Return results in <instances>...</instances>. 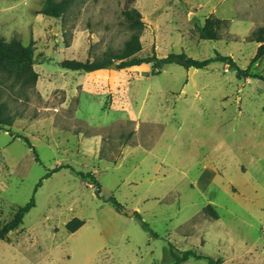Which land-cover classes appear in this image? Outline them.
I'll return each instance as SVG.
<instances>
[{"label":"rangeland","instance_id":"obj_1","mask_svg":"<svg viewBox=\"0 0 264 264\" xmlns=\"http://www.w3.org/2000/svg\"><path fill=\"white\" fill-rule=\"evenodd\" d=\"M43 2L0 0V36L32 44L38 75L23 86L0 73V101L14 115L0 131V226L31 197L35 203L9 242L0 241V264H171L169 243L222 264H264V82L222 63L65 70V59L121 50L130 34L125 0H74L58 19L38 14ZM132 6L144 23L137 57L218 52L264 77V57L252 63L264 0ZM210 15L224 20L219 38L201 40ZM72 170L94 174L102 198ZM207 204L218 219L202 212ZM122 210L139 213L157 237ZM73 218L84 223L68 233Z\"/></svg>","mask_w":264,"mask_h":264},{"label":"trees","instance_id":"obj_2","mask_svg":"<svg viewBox=\"0 0 264 264\" xmlns=\"http://www.w3.org/2000/svg\"><path fill=\"white\" fill-rule=\"evenodd\" d=\"M74 0H44L41 9L38 14L46 17L58 19L60 18L73 4ZM135 0H125V6L121 11L123 22L130 31L128 39L124 42L122 48L117 53L106 52L100 58L83 61L74 59H65L58 63L60 68L70 71H78L84 73H92L107 68L110 64H114L116 69H126L130 67H137L141 65H150L154 70L159 71L162 66L167 64H175L182 67L185 70L197 69L202 70L212 63H222L230 70H234L241 78H253L261 82H264L262 75H256L249 72L248 69H240L231 57L222 55L215 52L213 57L198 60L187 56L184 53H169L165 57H157L154 52L144 57H137L136 54L141 50L140 35L144 27L140 12L132 6ZM224 24V20L216 18L212 15L207 16L204 19L203 25L199 28L198 36L201 40L215 41L219 38V30ZM252 40L259 44L256 53L252 59V63L257 62L264 57V27L258 28L252 33ZM34 65V49L31 43L23 45L20 40L11 38L6 41L0 36V73L12 76L18 80L23 86H34L37 80V73L33 69ZM14 115L9 111L7 105L0 101V131L8 132L13 123ZM16 138L22 139L25 144L35 153L33 147L29 143L28 139L24 136H15ZM37 160V157H35ZM62 168L60 165L54 171H58ZM73 171V170H72ZM52 172L46 173L43 179L48 178ZM76 175L81 178L90 181L94 188V193L97 198L100 196V184L96 180L94 174L87 172H75ZM42 181V180H41ZM41 181L37 184L36 188L41 185ZM108 201L111 203L116 211L121 210V205L113 198L110 197ZM35 205L34 198L31 197L26 204L18 207L12 218L0 226V241L9 242V233L16 231L22 225L24 216L29 212ZM202 212L212 218L213 220L218 219V214L214 210L211 204H207L202 208ZM134 216L140 220L144 230L148 231L151 237H157L141 218V215L134 212ZM83 221L78 218H73L65 224V231L73 233L78 230L82 225ZM172 259L171 264H181L189 259L205 260L207 264H222L221 260L213 259L198 253L194 249L189 250H178L174 251L173 246L169 243L168 248L165 251Z\"/></svg>","mask_w":264,"mask_h":264},{"label":"water","instance_id":"obj_3","mask_svg":"<svg viewBox=\"0 0 264 264\" xmlns=\"http://www.w3.org/2000/svg\"><path fill=\"white\" fill-rule=\"evenodd\" d=\"M108 68H112V69H115V65L114 64H110L109 66H107ZM239 77V76H238ZM122 212L123 213H125V214H127V215H129V216H131V215H133V211H126V210H122Z\"/></svg>","mask_w":264,"mask_h":264}]
</instances>
